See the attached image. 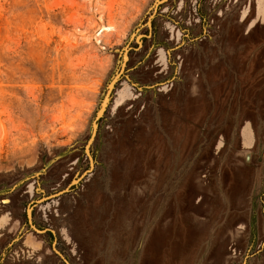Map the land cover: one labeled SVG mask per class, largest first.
Wrapping results in <instances>:
<instances>
[{"label": "rangeland", "instance_id": "rangeland-1", "mask_svg": "<svg viewBox=\"0 0 264 264\" xmlns=\"http://www.w3.org/2000/svg\"><path fill=\"white\" fill-rule=\"evenodd\" d=\"M57 252L264 264V0H0V264Z\"/></svg>", "mask_w": 264, "mask_h": 264}, {"label": "water", "instance_id": "water-1", "mask_svg": "<svg viewBox=\"0 0 264 264\" xmlns=\"http://www.w3.org/2000/svg\"><path fill=\"white\" fill-rule=\"evenodd\" d=\"M148 26H149V22H148ZM119 77H120V73L117 74V76L113 78V80L111 81V83H110V85H109V87H108V89H107V92H106V94H105V96H104V99H103V102H102V105H101V108H100V110H99V112H98V114H97V116H96V119H95V121H94V124H93V133H92L91 139H90L89 143L87 144V146H86V148H85V154H86L87 157H88V160H89V163H90V167L92 166V162H93V160H92V157H91V155H90V153H89V144L91 143V140L93 139V137H94V135H95L96 122H97V121L102 117V115L104 114V112H105V110H106V108H107V105H108V103H109L110 94H111V92H112V90H113V88H114L115 83H116L117 80L119 79ZM84 174H86V173H84ZM78 181H79V180H75L71 185L77 184ZM67 190H68V187H67L66 189H64L63 191H61V192H58V193H56V194H54V195H51V196H49V197H47V198H44L43 200H46V199H49V198H53V197L59 196V195L65 193ZM43 200H42V201H43ZM3 201H4V202H7V200H3ZM27 220H28V224H29L31 230H33V232H35V233H39V234L49 232V233L53 234V231H52V230H49V229H41V230H39V229H37L35 226H33V224L31 223V214H30V211H29V210L27 211ZM53 245H54V244H53ZM57 253H58V255L60 256V258H62V260H63V262H64L65 264H69V263L67 262V260H65V259L63 258V256H62L59 252H57Z\"/></svg>", "mask_w": 264, "mask_h": 264}]
</instances>
